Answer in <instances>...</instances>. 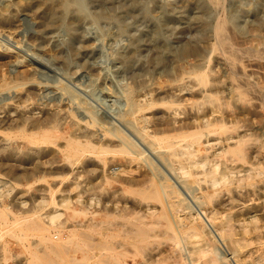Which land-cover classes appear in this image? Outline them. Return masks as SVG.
Wrapping results in <instances>:
<instances>
[{
	"label": "rangeland",
	"instance_id": "1",
	"mask_svg": "<svg viewBox=\"0 0 264 264\" xmlns=\"http://www.w3.org/2000/svg\"><path fill=\"white\" fill-rule=\"evenodd\" d=\"M51 4L56 18L45 27ZM196 11L184 9L181 0H0V119L7 120L0 127V264H26L30 260L48 264L47 258L56 260L51 264H104L92 248L97 239L95 225L100 220L107 234L118 235L109 242L121 243L116 250L124 252L129 237L122 234V224L130 226L135 216L151 212L149 207L159 210L160 204L140 199L130 191L134 186L119 180L137 176V162L129 164L128 174L117 172L126 157L118 154L119 140L109 132L103 138L104 129L91 126L85 110L106 126L117 123L133 136L118 118L127 106V87H135V98L145 103L163 89L174 90L173 85L183 83L192 86L189 91L188 86L174 90L183 101L171 108L157 102L143 114L147 118L157 111L177 121L185 111L201 114L205 110L212 121L210 131L202 134L200 155L209 159L204 168L215 164L216 173H224L228 179H220L215 191H207L198 209L212 219L217 234L230 239L223 237L225 241L219 243L200 220L194 219L195 214L185 209L181 215L190 220L193 217L199 226L195 236L184 234L188 249L197 250L193 264H203L205 258L198 249H209L208 245L226 252L233 264H264V0H222L220 7L210 8L209 23L218 16H232L245 30L233 37L238 56L233 67L226 55L229 57L231 51L228 47L212 50L211 30L202 33L191 28ZM258 20L262 28L254 32L252 26ZM249 45L257 52L249 51ZM185 46H199L200 54L177 60L175 56ZM193 63L208 71L210 81L204 88L211 89L210 96H217L213 101H204L202 86L194 77L186 74L179 82L172 80L176 66L188 69ZM190 130L198 131L196 127ZM95 133L101 140H93V147L84 146L90 135L97 139ZM71 137L82 142L72 151H82H75L67 160L63 150ZM237 144L241 151L233 152ZM149 152L166 170L159 157ZM191 169L197 172L191 177L199 181L194 193L200 195L198 187L205 190L207 185L203 167L196 164ZM138 209L140 213L133 212ZM50 214L60 215L50 223ZM33 220L50 228L53 241L67 240L69 230L75 232L72 240L76 241L88 233L90 240L83 241L85 251L75 254L80 260L69 258L74 254L71 243L64 244L69 247L65 254L48 253L38 233L27 227L20 230ZM226 221L228 225H222ZM170 233L151 237L150 249L166 247L167 241H162L169 240ZM60 256L64 259L58 260ZM133 258L128 253L123 256L124 263L132 264L137 259ZM137 260L141 261L140 256Z\"/></svg>",
	"mask_w": 264,
	"mask_h": 264
},
{
	"label": "bare ground",
	"instance_id": "2",
	"mask_svg": "<svg viewBox=\"0 0 264 264\" xmlns=\"http://www.w3.org/2000/svg\"><path fill=\"white\" fill-rule=\"evenodd\" d=\"M181 2H182V7L184 9L197 10L196 12H194L195 14L190 21V23L192 22L191 28L197 29L202 33H204L206 30H211L213 32L214 42L211 44L212 50L222 48L221 50L224 51L226 47H228L231 50L229 51V57L228 54L226 55L229 60L228 62H230V64L233 67L235 65V62L238 60V56L236 53L237 49L234 47L235 38L233 39V37L236 35L238 36L244 34L245 33L244 28H240V25L237 23L236 19L232 16H225V15L218 16L215 18L212 24L209 23L208 19L206 18L210 11V8L220 7L222 4V0H193V1L181 0ZM55 18H56V11L53 5L51 4V6H49V18L44 24L45 27L51 26L54 23ZM261 28H262V22L259 20L256 22L254 26H252V30L254 32H258ZM260 42L263 43V39H261ZM259 45L260 44H258V46ZM246 48L249 51L257 52V49L254 48L253 46L249 45ZM200 51L201 48L199 46H192V47L185 46L182 49V51L175 56V58H177V60L178 59L180 60L182 59L180 58L181 56H189V55H192L193 57L194 56L197 57L200 54ZM262 53H264V50ZM126 58H129V56H126ZM200 65H198V63L196 64L193 63L192 65L189 66L188 69H181L178 66H176V69L173 72L172 80L174 82H179L184 79L183 76H185L186 74L188 77H192V78L194 77L196 82L202 86V88H200V95H202V97L205 98L204 101L206 99L207 100L210 99L211 101H213L214 99H216L217 96L216 97L210 96L211 92L209 91H211V89L204 88L207 86V83L210 81L208 71L202 69ZM233 75L236 74L233 73ZM33 80L36 81V79ZM46 83L47 82H45L44 84ZM170 85H173V83ZM173 86L171 88L174 89L175 91L176 90L181 91L184 89L185 86H188L187 88L185 87L188 91L192 89V86L186 85L185 83H183L182 86L180 84ZM174 90H170V88L163 89L162 91H160V94L157 97H153L149 101H146L145 103H141L135 98V92H136L135 87L133 86L127 87V89L125 90L127 106L124 113L120 112L118 118H120L121 122L123 121L124 124H126V126L131 131H133L134 134H131L133 136H130V132L128 133L127 130L125 132L124 129H122L117 123L112 124L111 127L106 126L105 123L96 119L97 117L95 118L92 115L93 113L91 114L89 110H85L87 117H89L90 118L89 120H91L89 121L90 125L99 126L100 128L102 127L104 129V131H102L101 134L103 138L105 137L106 132H109L112 136L116 137V139L119 140V142L116 143V145L120 146L117 149L118 154L119 152H121L126 157L123 158L125 159L124 160L125 163L119 165L117 172L128 174L130 172L129 164L133 163L134 161L137 162V166H135L136 167L135 170L136 173H138V175L129 179L119 178V180L131 186H134L133 189H130V191L136 193L140 197V199L153 200L160 204L159 210H156V208L153 207H149L148 208L149 210L153 209L151 212L142 211V213H140V209H138L137 211H133L140 213V214L136 213L138 214V216H135V222H132L130 226H125V224H122L124 229L122 234L128 235L127 237H129V240L126 241V243L129 246L126 247V249H124L125 250L124 252L116 250V247H119L121 243L116 242L115 240L109 242L108 240L109 238L118 235L116 233L113 234V236L111 234H107L105 229L106 226L104 227L103 224L104 221L100 220V222L95 225L96 228L95 232L97 233V239L94 240L95 243L92 248L94 254L98 256V260L103 262L104 264H125L123 260V256H126L128 253H130L131 256L134 257L133 260L136 258L138 259V256H140L141 261L138 262V260L136 259L133 261L132 264H193L194 262L193 254H196L197 250H193L192 248L188 249V247L186 246L187 245L186 241L184 240V234H188L191 237L195 236V233L198 231L197 227L199 226H197V224L195 223L196 221L195 222L193 221V217H191L192 219L190 220L184 214L181 215V212H183L185 209L189 210L188 213L192 211L195 214L194 219L200 220L204 225L202 226L213 234L212 236L216 241L218 240L219 243L222 244H223L222 241H225L223 240L225 237L221 234V232L217 234L216 231L214 230L215 227L213 226L212 219L205 213L204 210L201 211L200 209H198V207L201 208L200 205L204 202V198L208 195L207 191H212V192L215 191L214 186L219 183L220 179L224 181L228 179L224 173L222 174L216 173L217 165L215 166V164L213 165V168L211 167L204 168L205 164L208 163L209 159L206 156L200 155L202 134L203 132L210 131L209 127L210 125H212V121H210L207 118L208 111L206 112L204 110L201 114H197L196 112H194L193 114L191 111H185L183 112L184 117L177 121L175 119H170L168 117H165L163 113L160 114V112L157 111L152 112L150 117L147 118L143 114L145 110H150L157 102L159 104L171 108L172 105L176 103L178 104L181 101H183L184 99H182L178 94H176ZM66 92L67 91L64 90V93ZM205 92H209V93H205ZM173 112L176 113V110L175 111L173 110ZM204 118L206 119L203 120ZM23 122L24 121H22V123ZM86 122L88 123V120H86ZM6 123L7 120L0 119V127ZM8 124L13 125V123H8ZM31 126L32 128L36 126L38 127V125H31ZM193 127L194 128L196 127L198 131H193V130L191 131L190 129ZM222 128L223 126L221 125L220 129ZM86 136L87 135H85V137ZM95 136L97 137V139H94V137L92 138V136L90 135L89 138H87V141L83 143V145L88 147H93L94 146L93 140L95 141L101 140L100 139L101 136H98V134L96 133ZM43 137L44 140L46 141L48 140L47 136H43ZM44 140L43 142H46ZM78 144H82V142L75 139L74 137L73 138L71 137L68 140H66V144L64 147L65 150H63V152L65 151L64 156H66L67 160L70 159V157L73 155L75 151L76 152L78 151V148L77 150L72 151V149L74 150L76 145ZM193 145H197V147L191 149ZM149 151L153 152L155 156L159 157L161 161L160 163H162L165 166L166 170L163 167L161 168V166H159L161 164H159L156 160H153V158H151L150 155H148V153H150ZM232 151L233 152L241 151L240 144H237L236 147L232 149ZM196 164H200L203 167L202 173L204 175V180L206 181L207 184L205 190L202 189L203 188L202 186L198 187L199 190H202L200 195L194 193V187L199 183V181L195 177H191L197 173L191 169V167ZM177 170L178 171L180 170L181 173L178 174ZM171 173H174L176 175L175 176L176 178H174L171 175ZM182 175H184L185 177ZM208 183L212 187L211 189L209 188L210 186L208 185ZM187 193L191 196V198H189ZM139 203L140 200L137 204ZM139 206L140 205H136V208ZM130 212L132 213V211ZM134 214L135 213H133V215ZM50 215L48 216L49 222L52 223L56 218H58L57 216L60 214L58 215L53 214L51 216ZM127 221H129V219ZM1 223L2 222H0V225ZM227 223L228 222L226 221L224 224L222 223V225L226 226L228 225ZM26 227L34 231L35 233H38L36 235L39 236L40 240L45 242V250L48 253L54 252L58 254H63L64 252L65 254L67 252V248L69 247L68 246L67 248L64 247V244L71 243L70 250L74 251V254L69 255V258L73 261L80 260L77 257H75V254L80 250H84L83 241L88 239V235H89L86 232L88 235L85 234L81 236L82 237L81 239L83 240L76 241V240H72V238L75 235V232L73 230H69V236L67 237L68 238L67 240L60 239L59 241H53L54 239H52L53 237L49 233L50 228L39 225V223L36 222L35 220L24 224L22 227H20V230H25ZM225 230L227 229L225 228ZM171 231L172 233H170L169 236L167 235V238L169 240L162 241L164 243H166L167 241L166 247H163L164 245H162L158 248V250L157 248L150 249L149 243H151L150 240L151 237H158V236L163 237L166 236V233H169ZM229 234H231V232ZM227 237L228 239H230L229 235ZM26 239L27 238H25V240ZM228 239H226V241ZM231 243L232 246L236 248L237 242L233 240V238L231 239ZM231 243L229 245H231ZM204 244L208 245V243L207 244L204 243ZM208 246L207 247L209 249H206L205 247L204 249L202 248L198 249V253H201L202 256H204L203 259L205 258L203 260V264H233L230 262L231 258L227 257L226 252L221 253L220 251L216 250V247L213 246L211 247L212 249L211 250L210 245ZM233 247H231L232 250ZM147 248L149 250H147ZM3 250L6 251V248L3 247ZM103 250H107L108 251L107 254L102 253ZM237 251L238 250H234V253ZM229 252L231 253V251ZM86 255L87 254H85L84 257ZM235 255L237 254H234V257ZM35 259H37L39 262L42 261V259H40L38 256H36ZM60 259H64V257L62 256L58 257V260ZM4 260H6V258H4ZM52 261L56 263V260H54L53 258L46 259V263L48 264H51ZM28 263L36 264L34 260H30L29 262L27 261L26 264Z\"/></svg>",
	"mask_w": 264,
	"mask_h": 264
}]
</instances>
